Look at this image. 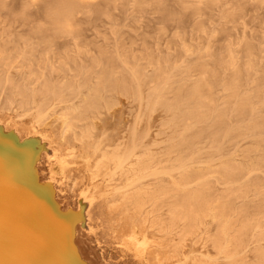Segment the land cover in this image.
Wrapping results in <instances>:
<instances>
[{"label": "bare ground", "instance_id": "1", "mask_svg": "<svg viewBox=\"0 0 264 264\" xmlns=\"http://www.w3.org/2000/svg\"><path fill=\"white\" fill-rule=\"evenodd\" d=\"M119 3L184 16L164 0H35L33 14L31 6L13 8L5 16L12 24L0 29L2 110L31 119L34 129L52 126L67 146V155L48 153L50 181L65 182L82 162L90 182L115 188L103 208L122 264H264V70L254 60L264 48L244 44L241 56L242 42L230 43L211 59H193L190 50L78 46L82 24L92 15L110 18ZM219 3L194 0L183 9L200 14ZM16 24L28 26L21 50L9 31ZM196 27L204 31L203 23ZM126 104L134 120L116 138ZM157 113L166 116L158 122L166 140L152 149L141 128ZM17 153L0 151V161L13 164ZM20 209L24 215L27 204ZM18 215L0 209V250L23 252L8 263L1 251L0 264H35L15 227ZM78 243L101 263L86 239Z\"/></svg>", "mask_w": 264, "mask_h": 264}, {"label": "rangeland", "instance_id": "2", "mask_svg": "<svg viewBox=\"0 0 264 264\" xmlns=\"http://www.w3.org/2000/svg\"><path fill=\"white\" fill-rule=\"evenodd\" d=\"M0 1L5 5L0 8V20L3 22L0 29L12 24L5 16L13 8L31 6L32 14L38 9L33 5L35 0ZM193 1L164 0L171 10L184 13L178 18H166L153 7L141 11L132 3L117 4L110 18L92 15L86 20L83 16L86 21L82 24V42L85 44L79 43L78 46L84 49L86 44H92L111 52L118 47L148 48L173 56H181L184 50H190L193 59L205 55L206 59H211L215 52L224 53L230 43L242 42L241 56H244V44L263 50L264 0H220L215 6L203 5L200 14H194L190 8L183 9V6H191ZM33 22L39 23V19L32 18ZM197 22L203 23L204 31L197 29ZM27 29L28 26L20 24L10 26L9 31L14 33L11 37L17 45ZM18 48H23L21 42ZM254 60L264 70V52L257 51ZM123 108V120L116 127L120 133L116 138L128 135L134 120L130 106L126 104ZM165 119L166 116L157 113L154 123L142 126L141 129L149 131V148L160 149L165 144L166 135L158 127V122ZM242 146H249V143ZM54 149L65 155L69 153L52 126L34 129L31 119L19 118L14 112L2 110L0 104V151L19 153V160L15 158L13 164L8 163V156L0 161V209L8 205L19 214L15 227L20 231L26 254L35 264H94L83 254L78 243L83 237L90 243L91 250L96 251L100 264H122L121 254L108 230L110 220L103 208L105 196L115 188L106 187L105 179L90 182L82 162L75 165L81 170L71 172L72 176L69 175L65 182L61 178L50 181L47 175L48 153ZM232 152L233 149H229V153ZM73 183L76 185L71 189ZM84 191L85 196H82ZM23 202L27 204L24 215L20 209ZM195 248L198 253L203 252L199 245ZM4 250L8 252V263L19 260L23 255L19 251L9 252L6 245L0 252Z\"/></svg>", "mask_w": 264, "mask_h": 264}]
</instances>
